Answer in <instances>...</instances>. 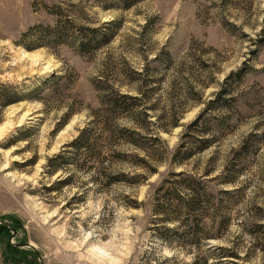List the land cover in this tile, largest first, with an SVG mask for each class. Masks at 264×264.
Here are the masks:
<instances>
[{"label": "rangeland", "instance_id": "rangeland-1", "mask_svg": "<svg viewBox=\"0 0 264 264\" xmlns=\"http://www.w3.org/2000/svg\"><path fill=\"white\" fill-rule=\"evenodd\" d=\"M114 91L140 97L145 155L118 149L146 163L67 148ZM176 173L221 207L205 243L159 237ZM0 220V264H39L29 243L43 264H264V0H0Z\"/></svg>", "mask_w": 264, "mask_h": 264}, {"label": "trees", "instance_id": "trees-1", "mask_svg": "<svg viewBox=\"0 0 264 264\" xmlns=\"http://www.w3.org/2000/svg\"><path fill=\"white\" fill-rule=\"evenodd\" d=\"M117 1L121 9L126 10L145 0ZM88 31L91 33V42L95 43L96 46L104 45L107 42V34L103 33L101 29H88ZM83 45V43H79L78 47L80 50L83 49ZM137 93L140 95L138 91ZM218 101L221 103L222 98H218L216 102L218 103ZM100 102L102 106H99L93 113L96 120L82 130L78 138L67 148H74L77 156L82 155L83 158L89 156V160L118 158L119 161L130 163V158L136 157L141 163H146L145 158L137 155L129 157L127 153H123L118 149L120 145L133 146L138 148L145 155L144 150H142L143 146H141V132H145V127L139 124L138 121L142 116H148L145 111L143 112V110H140V97L121 95L114 91L111 92L110 95L105 96ZM216 102L209 103L208 110L209 107ZM221 105H223V102ZM125 114L131 115L129 117V122H132L130 129L123 125L122 117ZM202 118L203 116L198 117L189 127L196 126ZM153 136L156 135L154 134ZM151 139L154 142L159 141L157 137H151ZM102 144L107 145V150L102 149ZM206 144L205 148H208L212 143L206 142ZM192 155L193 153L185 154L183 158L188 159ZM177 156H179V153H177ZM239 174V172L233 173L232 176H234V178L231 180L224 179L223 183H233V181H235V176L238 177ZM120 176L121 177H116L114 181H120L122 178L130 181V179L123 174ZM182 176V173L171 174L169 179L164 181L158 189L156 197L159 204V211L157 210L159 215L158 219L160 224L163 225L162 229L164 230L163 233H158L159 237L169 243L179 242L190 245L201 242L205 243L208 239H212L213 235H211L203 225L204 221L207 219L202 209V206L205 204L204 199H206V202H208L207 198L209 201L212 200L211 202H213L214 213L213 215H208V218H211L213 222L216 221V216L220 214L221 207L220 205L218 207L217 203H214L215 194L205 190L201 191L197 188L200 184L196 183V180L192 176L188 178V183L181 187V183L178 179ZM218 193L225 195L229 192L221 190ZM218 193L216 195H218ZM221 215H219L220 223H218L220 226L227 221V218ZM169 224L176 225V227L167 228L166 226ZM11 227L15 228L16 231L19 226L14 224V226L12 225ZM0 230L5 231V233L10 231L1 224ZM12 250L16 251L14 248H12Z\"/></svg>", "mask_w": 264, "mask_h": 264}, {"label": "water", "instance_id": "water-1", "mask_svg": "<svg viewBox=\"0 0 264 264\" xmlns=\"http://www.w3.org/2000/svg\"><path fill=\"white\" fill-rule=\"evenodd\" d=\"M0 224L4 225L6 228H8L12 234V238L16 236L15 228L11 227L8 223L5 221L0 220ZM17 247L19 248H26L28 250H31L33 253L36 254L39 264H43V260L41 258V255L35 250V248L29 243V244H17Z\"/></svg>", "mask_w": 264, "mask_h": 264}]
</instances>
